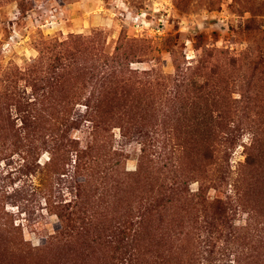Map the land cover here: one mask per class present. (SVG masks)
<instances>
[{
	"label": "rangeland",
	"instance_id": "1",
	"mask_svg": "<svg viewBox=\"0 0 264 264\" xmlns=\"http://www.w3.org/2000/svg\"><path fill=\"white\" fill-rule=\"evenodd\" d=\"M0 264H264V0H0Z\"/></svg>",
	"mask_w": 264,
	"mask_h": 264
},
{
	"label": "trees",
	"instance_id": "2",
	"mask_svg": "<svg viewBox=\"0 0 264 264\" xmlns=\"http://www.w3.org/2000/svg\"><path fill=\"white\" fill-rule=\"evenodd\" d=\"M124 59H123V63L125 64V63H127V55L125 56L124 55V57H123ZM89 61H92V59H90ZM83 63L86 65V64H88V62L87 61H83ZM98 68L97 66H90V67H87L86 68V66H83V65H78V70H85V75H89V76H91V78H93L94 77V73H93V71L92 70H96V68ZM86 69H88V70H90V72H88V71H86ZM104 71V73H106L107 74V70H103ZM103 95V91H101L100 93H99V96L101 97ZM93 99V98H92ZM98 103H101V100L100 99H97L95 102H92V103H89V104H86V106H87V109L88 110H90L91 111V114H95V112H97L98 110V106H97V104ZM35 105V104H34ZM253 142H254V144H256V142H257V140L255 139V140H253ZM70 144H72V142H68L67 141V139L65 140V142H60L58 145H60L61 146V148H62V151H63V159H62V165H67V162H66V159H65V157H66V155L69 153V151L70 150H67L66 148L68 147V146H70ZM53 155V154H52ZM250 159H247L246 160V163L247 164H249L250 163V160L252 159V155H249L248 156ZM81 159L82 158H80V156H78V160H77V164L78 163H81L80 161H81ZM50 160H54V158L51 156V158H50ZM249 162V163H248ZM75 163H76V160H75ZM64 166H62V168H63ZM77 196H78V198L80 199V194H79V192L77 193ZM166 196V191H164V190H162V189H159L158 191H156L155 193H153L152 194V198H150V201H151V203H150V206H151V210H152V207H153V202H156L157 203V205H159L160 206V202L162 201V199L164 198ZM78 202V201H77ZM77 202H76V204H75V207L76 206H78L77 205ZM154 208V207H153ZM63 209H67V208H65V206L63 207ZM147 209V211H149L150 209H148V208H146ZM72 213V212H71ZM126 224L124 223L122 226L124 227ZM119 229V228H118ZM120 232H123V231H121L120 230ZM56 238H58L57 236H55L52 240H54V239H56Z\"/></svg>",
	"mask_w": 264,
	"mask_h": 264
}]
</instances>
